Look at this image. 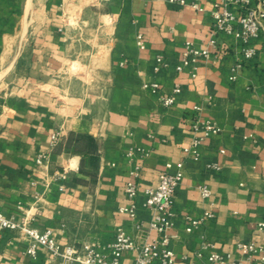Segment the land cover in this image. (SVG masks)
<instances>
[{
  "label": "crops",
  "instance_id": "crops-1",
  "mask_svg": "<svg viewBox=\"0 0 264 264\" xmlns=\"http://www.w3.org/2000/svg\"><path fill=\"white\" fill-rule=\"evenodd\" d=\"M212 1L204 0L208 8ZM212 25L209 11L167 0H0V210L41 231L52 228L62 245L107 252L121 227L140 242L158 236L147 230L154 211L143 205L145 188L159 183L167 162L175 171L183 161L172 207L173 264H213L212 251L226 255L221 264H262L238 242L264 245L257 230L264 219V24L250 42L257 48L251 59L243 57L240 39L214 34ZM139 32L145 48L137 45ZM211 40L218 57L177 69L186 41L201 47ZM158 54L168 63L160 71ZM147 81H158L164 94L179 82L181 92L164 106ZM195 105L221 127L198 157L184 150L195 136L188 119ZM56 129L63 136L38 169V152L50 149ZM137 164L140 191L131 218L121 207L130 203L126 184ZM64 168L68 177L55 180ZM206 210L215 216L188 231L187 217ZM28 244L19 230L6 229L0 264H61L43 246L28 254ZM135 259L136 251L127 250L121 264Z\"/></svg>",
  "mask_w": 264,
  "mask_h": 264
},
{
  "label": "built area",
  "instance_id": "built-area-1",
  "mask_svg": "<svg viewBox=\"0 0 264 264\" xmlns=\"http://www.w3.org/2000/svg\"><path fill=\"white\" fill-rule=\"evenodd\" d=\"M169 3L178 5H190L198 12L209 11L213 18V33H227L242 41V54L245 59H251L257 55V48L250 44L251 40L258 37L264 24V0H215L211 2L208 8L204 0H167ZM137 45L140 48L146 47V38L142 32L137 34ZM218 44L215 40L209 41L205 46H196L192 41H186L181 62L177 65L178 70L194 65L201 59L218 57ZM124 62H122L123 64ZM243 60L237 61L232 66L230 75L231 80L238 78V71L243 67ZM168 66L163 54H158L155 59L154 69L160 71ZM144 87L151 93L159 96L160 102L164 106H171L176 101V95L181 92V84L176 82L171 94H164L158 81L144 82ZM202 107L195 105L193 111L189 113L188 119L191 129L195 132L190 144L185 147L187 155L192 157L200 156V146L213 134L221 131V127L210 117L202 118L200 112ZM63 136L61 129H56L50 138V149L40 150L36 158V167L46 166L50 158V150L54 148ZM132 149L128 154H132ZM148 154L147 152L145 153ZM175 171L172 162H167L166 167L160 173V180L156 186H147L145 188L146 199L143 202L145 207L154 211L153 217L147 225L148 232L155 231L157 237L147 238L143 241L136 240L124 228H119L115 239L109 243L107 252H100L96 245L84 244L78 247L73 244L62 245L56 239L52 228H46L41 231L32 225L18 221L13 215H7L0 210V236L6 229L19 230L27 237L29 244L26 252L35 256L40 246L46 247L52 255L61 258V264H121L125 251H136L135 264H173L174 251L170 247L171 240L174 238L172 228L175 225L173 211L174 195L181 182L183 172V161L176 163ZM210 167L220 168L219 163H210ZM142 170V165L137 164L131 171L132 179L126 184V193L130 199L127 206H122L121 210L127 212L131 218L136 217L137 201L136 197L140 191V185L137 181ZM52 177L55 180L62 181L68 177V168L62 171H56ZM64 188V184L60 185ZM203 197L211 195V189L208 185L199 186ZM215 216L212 210H206L199 217L188 216L187 230L192 231L205 223L209 218ZM137 228L143 227L142 223H136ZM257 230L264 232V219L257 222ZM211 244L206 242L204 247L208 248ZM238 247L242 249L248 258H254L258 254L262 264H264V245L254 240L239 241ZM226 255L212 251L209 259L213 264H221L225 261ZM242 264V263H241Z\"/></svg>",
  "mask_w": 264,
  "mask_h": 264
},
{
  "label": "rangeland",
  "instance_id": "rangeland-1",
  "mask_svg": "<svg viewBox=\"0 0 264 264\" xmlns=\"http://www.w3.org/2000/svg\"><path fill=\"white\" fill-rule=\"evenodd\" d=\"M89 2L90 1H96V0H88ZM75 9H76V7H74V6H69L68 7V12L69 13H71V14H75L74 12H75ZM73 70H75V69H73Z\"/></svg>",
  "mask_w": 264,
  "mask_h": 264
},
{
  "label": "trees",
  "instance_id": "trees-1",
  "mask_svg": "<svg viewBox=\"0 0 264 264\" xmlns=\"http://www.w3.org/2000/svg\"><path fill=\"white\" fill-rule=\"evenodd\" d=\"M82 137H83V139H85V141L87 140L90 143L91 146L94 145L93 139L91 137H86V136H82Z\"/></svg>",
  "mask_w": 264,
  "mask_h": 264
}]
</instances>
